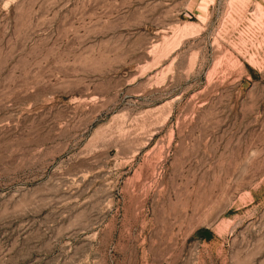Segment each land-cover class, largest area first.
Wrapping results in <instances>:
<instances>
[{"label":"rangeland","instance_id":"1","mask_svg":"<svg viewBox=\"0 0 264 264\" xmlns=\"http://www.w3.org/2000/svg\"><path fill=\"white\" fill-rule=\"evenodd\" d=\"M0 264H264V0H0Z\"/></svg>","mask_w":264,"mask_h":264},{"label":"bare ground","instance_id":"2","mask_svg":"<svg viewBox=\"0 0 264 264\" xmlns=\"http://www.w3.org/2000/svg\"><path fill=\"white\" fill-rule=\"evenodd\" d=\"M44 189H46V188H44ZM47 189H49V187H47ZM42 191H43V190H42ZM48 195H50V194H47V196H48ZM41 196H42V195H41Z\"/></svg>","mask_w":264,"mask_h":264}]
</instances>
